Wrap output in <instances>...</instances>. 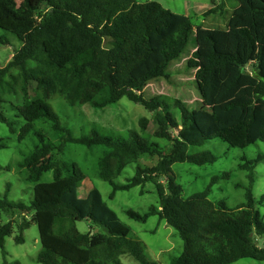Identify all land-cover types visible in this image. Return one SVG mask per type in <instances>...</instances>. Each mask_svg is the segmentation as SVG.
<instances>
[{"label":"trees","instance_id":"1","mask_svg":"<svg viewBox=\"0 0 264 264\" xmlns=\"http://www.w3.org/2000/svg\"><path fill=\"white\" fill-rule=\"evenodd\" d=\"M237 3L225 28H205L158 2L0 0V29L22 43L0 67V121L20 142L33 141L30 153L18 163L25 170L29 199L10 200L12 183L6 184L0 198V214L31 215L20 223L0 224L4 255L5 238L12 235L14 224L20 233L15 241L21 244L23 231L35 223L41 241L38 264H123L124 256L136 264H160L148 258L143 242L131 235V228L98 189L80 196L88 176L78 163L45 162L54 150L63 153L65 145L76 144L104 148L97 171L112 186L110 199L119 191L154 184L159 205L145 214L131 209L126 213L143 223L157 216L178 232L183 251L171 264L264 261V247L257 244L258 237L264 238V220L252 195L253 171L264 161V153L240 164L249 171L250 186L246 203L235 207L210 199L218 177L187 197L173 170L175 164L215 163L217 156L205 148L211 140L241 149L264 144V0ZM213 13L216 9L204 15ZM192 40L195 51L188 67L196 71L200 98L212 112L213 127L200 123L198 114L179 100L143 95L151 82L170 79L168 68ZM125 97L154 114L158 128L153 134L147 132L150 120L144 117L141 130L105 134L92 127L75 136L52 105L59 99L75 108H105ZM173 108H178L179 118ZM49 133L60 138V146ZM158 140L172 143L171 148L167 151ZM4 148L0 138V149ZM145 159L157 161L148 165L141 162ZM131 164L136 165L135 175L125 184L116 183ZM4 169L11 167L0 164V171ZM48 173L52 178L44 181ZM83 220L103 226L106 234L80 232L76 223ZM2 264L21 263L4 259Z\"/></svg>","mask_w":264,"mask_h":264},{"label":"rangeland","instance_id":"2","mask_svg":"<svg viewBox=\"0 0 264 264\" xmlns=\"http://www.w3.org/2000/svg\"><path fill=\"white\" fill-rule=\"evenodd\" d=\"M138 3L158 2L164 8L180 15L190 16L196 26L203 25L205 28H225L227 21L234 7L238 5L237 0H136ZM21 2V0H18ZM216 9V13L205 17V12ZM21 41L11 32L0 29V67H4L13 58L16 51L21 48ZM195 51L193 40L186 49L184 55L172 62L168 68L170 79H157L148 84L143 91L146 98L153 96H168L174 100H179L183 105L195 115L197 120L209 127L212 125V112L202 104V99L195 80L196 71L188 67V60ZM53 108L59 114L62 124L67 127L75 136L90 132V128H95L102 133L109 134L119 132L125 134L131 130H141L139 122L142 118L150 120L147 132L153 134L158 125L154 114L149 112L143 105L134 103L128 98H123L119 102L105 108H95L85 105L75 108L65 101L56 99L52 103ZM175 108V106H174ZM172 109L180 117L177 109ZM48 128V127H47ZM213 128H210V133ZM54 133V132H53ZM176 135V133H173ZM53 138L56 145L60 146L61 141L52 133L48 134ZM0 138L4 139L6 148L0 149V164L3 167L10 166L11 170L0 171V198L5 192L6 184L12 183L9 199L18 201L29 199L25 195L28 185L24 182L25 170L18 167L23 155L30 153L33 148L32 139L20 142L15 134L10 133L9 127L0 121ZM167 151L172 143L166 140H158ZM217 156V161L204 166L193 164H175L173 170L177 175L178 182L183 186L185 196L201 192L211 184L213 177H218L212 186L210 199L214 202L225 200L230 206H238L246 203V192L250 186L248 178L249 171L242 170L240 164L243 160H253L259 154L264 153V144L258 142L246 149L233 148L219 139L211 140L205 146ZM104 148L95 146L87 148L76 144L64 146L63 153L58 149L54 150L47 157L45 162L53 163L59 159L69 163H78L87 173V179L83 183L79 194L81 197L87 195L91 189H98L104 201L118 215L119 219L131 228V235L143 242L149 259L160 264H171V261L178 257L183 251V241L178 232L168 226L164 221H160L157 216L150 217L147 222L132 220L127 215V210H134L140 214H145L150 207L159 205V198L152 183L145 186L132 188L129 191L117 192L114 199L109 196L112 186L98 177L97 160L103 153ZM156 159L141 160L142 163L153 165ZM135 164L126 167L123 173L116 178V183L125 184L135 175ZM229 173V176H225ZM52 175L48 173L44 181L51 180ZM252 195L256 202V208L260 211L264 220V161L258 164L253 171ZM31 219V215L16 211L14 214L2 212L0 214V224L9 221L20 223L24 218ZM78 230L82 233L106 234L103 226L91 221L83 220L76 223ZM20 235L16 224L12 235L5 238L4 255L0 249V264L7 259L9 262L19 261L21 264H38L35 258L41 250V241L38 226L31 223L30 227L23 231L24 242L18 244L16 236ZM257 244L264 247V238L258 237ZM123 264L135 263V261L124 256ZM136 264V263H135ZM234 264H264V261L246 258Z\"/></svg>","mask_w":264,"mask_h":264},{"label":"water","instance_id":"3","mask_svg":"<svg viewBox=\"0 0 264 264\" xmlns=\"http://www.w3.org/2000/svg\"><path fill=\"white\" fill-rule=\"evenodd\" d=\"M93 234V233H92Z\"/></svg>","mask_w":264,"mask_h":264}]
</instances>
